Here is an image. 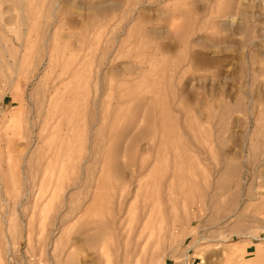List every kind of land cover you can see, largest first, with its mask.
I'll use <instances>...</instances> for the list:
<instances>
[{"label": "rangeland", "instance_id": "1", "mask_svg": "<svg viewBox=\"0 0 264 264\" xmlns=\"http://www.w3.org/2000/svg\"><path fill=\"white\" fill-rule=\"evenodd\" d=\"M0 264H264V0H0Z\"/></svg>", "mask_w": 264, "mask_h": 264}, {"label": "bare ground", "instance_id": "2", "mask_svg": "<svg viewBox=\"0 0 264 264\" xmlns=\"http://www.w3.org/2000/svg\"><path fill=\"white\" fill-rule=\"evenodd\" d=\"M61 19V18H60Z\"/></svg>", "mask_w": 264, "mask_h": 264}]
</instances>
